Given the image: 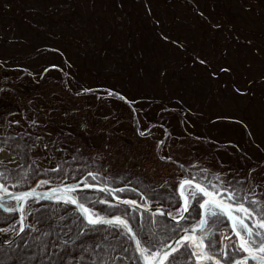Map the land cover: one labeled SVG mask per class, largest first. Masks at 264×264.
Listing matches in <instances>:
<instances>
[{"label":"rangeland","instance_id":"obj_1","mask_svg":"<svg viewBox=\"0 0 264 264\" xmlns=\"http://www.w3.org/2000/svg\"><path fill=\"white\" fill-rule=\"evenodd\" d=\"M0 168L15 190L84 176L135 197L191 175L264 209V0H0ZM59 213L41 202L35 229ZM95 230L87 250L126 243ZM32 238L0 264H62Z\"/></svg>","mask_w":264,"mask_h":264},{"label":"flooded vegetation","instance_id":"obj_2","mask_svg":"<svg viewBox=\"0 0 264 264\" xmlns=\"http://www.w3.org/2000/svg\"><path fill=\"white\" fill-rule=\"evenodd\" d=\"M3 176L4 171L0 170V196H4L9 189L13 190L8 187L13 186V184L6 178H3ZM83 177L84 176L79 177L72 183H76L78 180H80L79 183H88L84 181L85 178ZM81 179L83 181H81ZM92 179L96 182H100L96 177ZM185 180L192 181V184L184 186L182 189L183 195L179 194L178 196L177 193V195L172 198L169 197L164 188L162 191L150 190L148 197L147 195L135 197L130 192L122 193L123 189H120L121 192H119L115 190V188L111 189L108 187H105L106 190H108L115 199L112 198L110 194L105 193V191L93 194L91 198L86 195V200L80 198V195H78L77 198L83 203H86L85 201L87 200H96L92 198L98 196L100 200L98 206L102 208L95 212L98 215H121L129 220L133 226V232L137 241H140V247L147 250L142 254L143 259H141L137 252L136 245L129 243L128 239L130 238L125 229L118 225H110L112 227L108 229H112L115 232L118 230L124 231L126 243H120L119 245L117 243V247L106 249V254H110L111 257L115 258L111 259L110 257L109 260L106 258L102 262H118V264H120L121 262H129V258H132L131 260L134 264H141L140 262H145V264H150V262H165L163 264H186L184 262H191L190 264H211L210 262L217 261L222 264H238V262L245 260L246 264H260L259 261L251 259L249 254L241 249V239L233 230V221L229 216L224 215L218 209L201 207L205 200L212 198L200 193L195 185L200 184L207 191L212 192L209 186L200 181L198 177L187 175L178 181V189ZM56 185L59 186L64 184H55L53 186ZM102 187L104 188V186ZM60 192L63 193L62 190ZM75 193L76 192H74V194ZM193 193H195V196H193ZM144 194H147L146 190ZM186 198L188 201V210L184 211ZM216 199L222 200L226 204L233 205V208L239 204H243L246 208H249L254 212V215L251 219H245V223H247L249 227H253L254 232H264V230L255 227L257 220L261 219L264 213L262 212V205H258L257 201L251 203L245 196L238 197L237 195L236 199L233 200L228 198V194H219ZM120 200L124 201L121 203ZM132 201L135 203H128ZM18 202L10 200L9 198L0 200V209L5 213L0 217L6 216V219H0V226H3L6 230H10L13 226L20 228L23 224V233L28 228L33 227L38 221L37 212L41 206V202L38 199H28L21 204L23 208L22 211L17 207ZM128 204L139 205L144 207V209L131 208ZM35 206H39V208L35 209ZM107 207L109 209L111 207V209L109 210ZM7 209H12V211H8ZM90 209L94 210L91 207ZM160 210L169 214H165ZM212 211H217L220 214L212 217L210 216ZM233 215L244 218L243 213L240 212L234 211ZM206 216L209 217L208 222L201 227L200 221L205 219ZM237 230H240L241 235L244 236L245 239H248L247 234L240 229L239 225H237ZM0 232L2 231L0 230ZM117 233H119V231ZM24 235L22 237L18 236L23 240L20 241L19 239L18 242L22 247L28 239L30 240V238H25ZM186 236L196 237L197 243L202 239L203 246L197 247L191 239L185 240L184 237ZM173 240H176V242L172 249L176 248L177 250L175 252L171 250L166 258L160 256L159 259H157L158 255L156 254ZM72 243L73 242L65 241L63 247L60 249L62 251L68 250V247L71 246ZM15 253L17 252L15 251ZM20 254V257H23L26 254L25 249H22ZM48 254L54 255L51 250H49ZM96 255L100 258L101 252ZM117 256L120 258L118 259ZM201 256H207L210 257V259H198V257ZM84 260L85 259H79L77 262H85ZM90 261L96 262V258ZM18 262H26V260H18Z\"/></svg>","mask_w":264,"mask_h":264},{"label":"trees","instance_id":"obj_3","mask_svg":"<svg viewBox=\"0 0 264 264\" xmlns=\"http://www.w3.org/2000/svg\"><path fill=\"white\" fill-rule=\"evenodd\" d=\"M55 176L57 177V175H55ZM102 184H104V183H102ZM111 185L113 186L114 184L111 183ZM80 191L82 192L81 195H87V196L99 193L95 190H90L88 188H82ZM51 203H53V202L47 203L50 213L56 212V211H63V210H64V213H59V214L54 215L53 216V225L52 224L46 225V229L44 230V232L36 230L35 229L36 223H35L33 227L28 228L26 231H24L22 233V235L25 234L24 237L30 238L32 241L33 235L42 234L45 237V236H48L51 234L53 243L50 246V249H51V252H53V254H54V255H51L52 256V262H62V264H65L66 262L69 264H79V262H77V261L79 259H83L84 257H85V260H84L85 262H91L90 260L95 258L94 255L97 257V255H96L97 253L101 252V256H102V255L107 253L106 249L115 248V247H117V243H118V245L120 244V242H114L113 240L110 239L107 241H110L111 243H113V245L111 247H105L103 245L102 247L98 248L97 250H87L88 249L87 248L88 240H86V239H90L88 242L89 245H91V246L95 245L96 246L97 244H99V241L103 240L102 237H104L105 232L97 231L93 227H89L86 224H83L77 218V214L75 213V211L71 207L72 204H68L66 202H62V203L61 202L60 203L54 202L57 204H51ZM42 207H45V206L43 205ZM53 207H59V209L52 210ZM110 209H111V207H110ZM92 211L95 215H98L97 213H95L96 212L95 210H92ZM39 225L45 226L44 224H39ZM91 231H93V232H91ZM118 231H119V233H117ZM118 231L117 232L114 231L113 233L122 234V236L125 235L123 231H121V230H118ZM87 235L90 236L91 238H87ZM96 237H100V240L95 241V242H91V240H94V239L96 240ZM92 238H94V239H92ZM19 239H20V241H23L21 238H19ZM125 240H126V238H125ZM65 241L73 242V243L71 246L68 247V250L62 251L60 248L63 247ZM18 242H19V240L16 239V241L12 245L13 249L16 248V244L20 245ZM3 247H5V246H3ZM92 249H94V248L92 247ZM13 254H14V252H13ZM45 254H48V253H45ZM60 258H61V261H60ZM103 260H104V257H103ZM63 262H65V263H63ZM110 263L111 262H109V264Z\"/></svg>","mask_w":264,"mask_h":264},{"label":"snow or ice","instance_id":"obj_4","mask_svg":"<svg viewBox=\"0 0 264 264\" xmlns=\"http://www.w3.org/2000/svg\"><path fill=\"white\" fill-rule=\"evenodd\" d=\"M141 134L143 135V133ZM42 183H46V182H42ZM191 184H192V181L185 180L183 184H181V189H183L185 185H191ZM195 187L200 193H203L205 196L212 198L209 200H205L204 203L201 205V207L202 208L209 207V208L218 209L224 215L229 216V218L233 221V225H232L233 230L235 231L236 235L240 237L241 239V249L247 252L251 259L259 261L260 264H264V232H254L253 227H249V225L245 223V219H251L254 215V212L251 211L249 208H246L243 204H239L238 206L233 208V205L226 204L224 201L216 199L219 193L209 192L204 187H202L200 184H196ZM73 190L74 189H70V188L65 189V191H73ZM31 195L32 193H22L16 196L15 199L16 200H26V198ZM181 195H183V191L181 192ZM193 196H195V193H193ZM228 198L233 199V200L236 199L235 193L229 192ZM65 202L72 203V204L78 203L76 199H73L71 197H68L65 200ZM128 203H135V202L132 201ZM79 207L84 211V213L87 214L89 224H92V225H96L100 223L117 224L125 228H128L127 221L122 220L120 217H115L114 219L106 220L102 217H99L98 215H95L94 213H91L89 209L84 207L83 204H80ZM7 210L12 211V209H7ZM20 210L22 211L23 208L21 207ZM187 210H188V201L186 198L184 211H187ZM234 211L243 213L244 218L233 215ZM262 212H264V209H262ZM218 214L220 213H218L217 211H212L210 213V216L214 217V216H217ZM208 219H209L208 216H206L205 219H202L200 221V226L203 227L205 224H207ZM237 225H239L240 229H242L247 234L248 239H245L244 236L241 235V231L237 230ZM255 227L264 230V217L257 220ZM128 230L131 231V229H128ZM184 239L185 240L191 239L197 247L203 246V240L201 239L199 243H197V238L194 236L193 237L186 236L184 237ZM136 243H137V248L142 254L147 251L145 248L140 247V241H136ZM176 250H177L176 248L172 249L173 252H175ZM156 255H159V253H157ZM167 255L168 254L165 253V256ZM198 259H210V257L201 256V257H198ZM217 264H219V261H217ZM238 264H246V260L238 262Z\"/></svg>","mask_w":264,"mask_h":264},{"label":"water","instance_id":"obj_5","mask_svg":"<svg viewBox=\"0 0 264 264\" xmlns=\"http://www.w3.org/2000/svg\"><path fill=\"white\" fill-rule=\"evenodd\" d=\"M70 188V186H61L60 188H59V190H63V189H69ZM55 190V191H54ZM103 190L104 191H106L105 190V188H103ZM22 193H32V195L31 196H29V197H32V196H35V197H44V196H46V195H49V194H54V195H61V196H64V197H66V198H68V197H71V198H73V199H76L73 195H71L70 193H68V192H64V193H61V192H58L56 189H49V190H46V191H35V190H29V191H23V192H19V193H16L17 195H20V194H22ZM29 197H27V198H29ZM26 198V199H27ZM77 200V199H76ZM77 204H73L75 207H76V209L78 210V212H79V214H80V216H81V218H82V220L85 222V223H87V224H89L88 223V216H87V214L86 213H84V211L79 207V205L81 204L78 200H77ZM85 207V206H84ZM86 208V207H85ZM115 217H120L122 220H125V221H127V219H125L124 217H122V216H118V215H114V216H109V217H104V219H106V220H111V219H114ZM100 224H102V225H107L106 223H100ZM90 225H92V224H90ZM96 225H99V224H96ZM127 225H128V228H127V230L128 229H131V231H129L128 230V233H129V235H130V237H131V239L133 240V242L134 243H136V241H137V238L135 237V234H134V232H133V230H132V228H131V226H130V224H129V222L127 221ZM174 242L175 241H172V242H170L167 246H165L164 248H163V250L159 253V255H158V257L160 256V255H162V253H163V251L165 250V249H167L168 247H171L173 244H174ZM136 249H137V252L139 253V257L141 258V259H143V255H142V253L139 251V249L137 248V243H136ZM158 257H157V259H158ZM141 264H143V262H140ZM162 264L163 262H153V264ZM211 264H217V263H215V262H210Z\"/></svg>","mask_w":264,"mask_h":264},{"label":"bare ground","instance_id":"obj_6","mask_svg":"<svg viewBox=\"0 0 264 264\" xmlns=\"http://www.w3.org/2000/svg\"><path fill=\"white\" fill-rule=\"evenodd\" d=\"M57 186V185H56ZM103 186H106L105 184H103Z\"/></svg>","mask_w":264,"mask_h":264}]
</instances>
